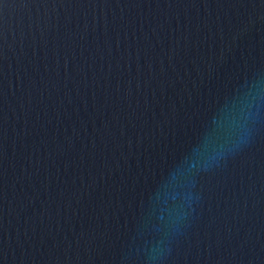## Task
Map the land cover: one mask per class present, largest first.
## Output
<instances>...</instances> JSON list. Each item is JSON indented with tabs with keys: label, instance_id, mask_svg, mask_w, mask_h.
<instances>
[{
	"label": "water",
	"instance_id": "95a60500",
	"mask_svg": "<svg viewBox=\"0 0 264 264\" xmlns=\"http://www.w3.org/2000/svg\"><path fill=\"white\" fill-rule=\"evenodd\" d=\"M0 264H264V0H0Z\"/></svg>",
	"mask_w": 264,
	"mask_h": 264
}]
</instances>
